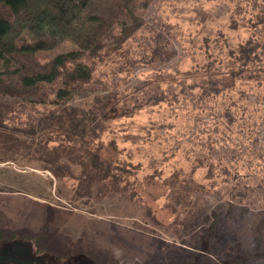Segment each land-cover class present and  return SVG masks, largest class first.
<instances>
[{"label":"rangeland","instance_id":"1","mask_svg":"<svg viewBox=\"0 0 264 264\" xmlns=\"http://www.w3.org/2000/svg\"><path fill=\"white\" fill-rule=\"evenodd\" d=\"M121 1L127 17L97 50L66 40L37 53L45 63L74 51L91 73L84 85L64 99L57 81L0 94V242L53 232L71 247L104 255L85 252L97 264H264V85L247 80V71L242 79L241 71L218 96L223 104H214L203 82L226 54L233 59V49L249 40L264 45V0ZM156 42L161 50L154 54ZM263 63L256 59V66ZM154 72L170 75L158 85L165 94L185 91L191 112H174L165 99L155 104L144 94L159 92ZM106 94L129 112L98 118V131L116 143L118 162L133 166L113 171L118 179L99 174L89 181L65 141L67 122L56 116L75 107L69 118L77 123L80 109ZM47 137L48 146L63 147L54 161L36 152ZM85 253L64 263L91 264Z\"/></svg>","mask_w":264,"mask_h":264},{"label":"trees","instance_id":"2","mask_svg":"<svg viewBox=\"0 0 264 264\" xmlns=\"http://www.w3.org/2000/svg\"><path fill=\"white\" fill-rule=\"evenodd\" d=\"M127 14V7L121 0H0V94L18 96L42 84L57 81L59 87L56 89V95L64 99L70 89L81 87L90 79L89 69L78 62L74 51L58 52L45 63L39 62L37 53L53 50L66 40L74 44L77 49L95 51L100 47L103 39L113 32L115 26L127 17ZM159 50L161 49L156 42L153 53L157 54ZM233 53L232 60L227 54L224 56L228 58L227 60H220L219 71L207 69L203 76L204 84L209 87L204 89L205 99L214 104L221 103L217 100L218 96L227 94L232 89L240 78L241 71L242 79L243 73L247 71V80L254 79L264 85V63L260 67L256 66V59L264 60V45L260 46L257 41L249 40L240 48L233 49ZM71 58L72 61L75 59L73 64H71ZM208 58L210 59L208 65L211 66L210 63L215 59L212 55ZM253 60L254 63H252ZM69 68L70 71H68ZM173 75L182 76L179 72ZM151 76L152 81L157 83L156 89L159 92L154 95L145 92L148 98L155 100V104L157 102L161 104L165 99L167 105L173 104L176 107V110L172 109L174 112H191L193 101L186 97L185 91L176 92L174 88L172 92L165 94L162 86L158 87L160 84L165 85L170 75L154 72ZM180 82L181 80L178 81ZM145 84H151V82L148 81ZM136 89H133L134 93L127 92L128 94L123 97L134 95ZM202 107L205 106H199V108ZM75 111V107L65 108L68 115L56 117H62L67 122L65 136L68 140L65 141L75 146L73 157L83 163L88 180H91V175L99 174L102 181L109 176L115 179L120 178L113 171L126 170L127 166H133L131 162L133 160L123 164L118 162L117 145L115 142L107 141L98 131L103 126L98 118L113 119L122 115L123 111L127 114L128 106H121L120 99L106 94L95 97L93 104L88 108L80 109L77 123L69 118L74 116ZM49 137L42 142V147H36V152L41 154L44 150L48 158L54 161L59 156L57 154L59 148L63 147L57 150L56 146H48L49 141H46L51 140ZM23 141L27 143L26 139H21L20 142ZM47 234L41 237H25L27 240L9 239L0 242V245L3 242L21 240L29 243L34 256H49L55 259L54 261L57 260V264H64L70 258L81 256L75 255L77 252L100 255L94 249L81 250L75 246V248L71 247L53 232L52 236L50 233V235ZM41 243L49 247L50 252L43 250ZM63 249L69 252V255L63 258L55 257L53 253ZM87 253H85L88 256L87 260L91 264H97ZM98 257L103 258L104 255Z\"/></svg>","mask_w":264,"mask_h":264},{"label":"water","instance_id":"3","mask_svg":"<svg viewBox=\"0 0 264 264\" xmlns=\"http://www.w3.org/2000/svg\"><path fill=\"white\" fill-rule=\"evenodd\" d=\"M28 259H41L33 255L29 243L15 240L11 242H3L0 245V264H8L14 262L16 264H33Z\"/></svg>","mask_w":264,"mask_h":264},{"label":"flooded vegetation","instance_id":"4","mask_svg":"<svg viewBox=\"0 0 264 264\" xmlns=\"http://www.w3.org/2000/svg\"><path fill=\"white\" fill-rule=\"evenodd\" d=\"M53 262H54L55 264H57L56 261H53ZM64 264H65V263H64Z\"/></svg>","mask_w":264,"mask_h":264}]
</instances>
